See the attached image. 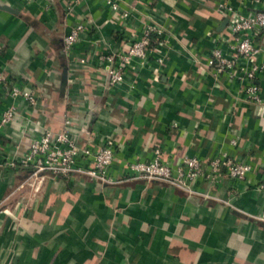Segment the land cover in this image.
Masks as SVG:
<instances>
[{"label": "crops", "instance_id": "1", "mask_svg": "<svg viewBox=\"0 0 264 264\" xmlns=\"http://www.w3.org/2000/svg\"><path fill=\"white\" fill-rule=\"evenodd\" d=\"M114 1L117 11L106 0L72 8L71 0H0V119L17 111L0 126V264H264V71L255 80L261 101L251 102L240 80L207 65L214 38L226 34L218 0ZM220 1L244 14L264 10V0ZM77 24L84 28L64 50ZM147 25L163 33L151 35L145 63L134 59L109 87L100 57L125 52ZM253 43L264 64V35ZM14 86L35 102L11 96ZM67 120L79 146L114 141L107 174L117 183L10 166L43 129ZM157 148L173 164L227 156L256 170L242 180L195 178L189 190L130 179L125 164Z\"/></svg>", "mask_w": 264, "mask_h": 264}, {"label": "built area", "instance_id": "2", "mask_svg": "<svg viewBox=\"0 0 264 264\" xmlns=\"http://www.w3.org/2000/svg\"><path fill=\"white\" fill-rule=\"evenodd\" d=\"M21 1L25 5L31 2V0ZM79 2L81 0H71L69 7L72 8ZM106 2L112 10L119 9L118 3L114 0H106ZM216 8L227 20L226 34L214 38L215 46L211 49L207 65L216 75L224 73L230 79L240 80L243 83L245 97L251 102H259L260 87L255 80L257 75L264 71V64L254 61L259 53V47L254 45L253 35H264V10L244 14L220 0L216 1ZM121 15L126 18L128 12L123 10ZM83 28V24L71 28L63 40L64 50H70ZM162 33L163 30L159 26L147 25L141 37L130 42L125 52L116 51L101 56L100 60L105 63L108 86L119 84L124 79L134 59L140 64L145 63L151 35L159 36ZM243 59L252 62L249 68L242 65ZM84 62L85 58H82L81 63ZM9 93L13 97L22 95L31 103L35 102L30 92L22 91L15 86ZM16 115L15 107H8L2 114L0 126L13 120ZM68 124L67 120L63 127L56 131L43 129L38 138L30 140L19 159L9 162L10 166L15 167L17 164L28 166L32 169L33 176L42 172L57 177L84 173L103 183H117V180H113L107 174V170L116 160L114 141L107 139L101 147L95 149L79 146L77 140L69 136ZM232 143H235V140H232ZM154 153V157L148 161L134 160L125 164L127 171L130 172V179L158 180L189 190L190 182L195 178H202L211 183L217 182L225 175L242 180L256 170V166L251 163L237 162L227 156L212 158L207 166L203 167L195 157H186L181 164H173L161 157L159 148L155 149ZM80 157H91L92 167L88 169L78 167L77 159ZM258 187L264 188V179ZM259 219L264 222V212Z\"/></svg>", "mask_w": 264, "mask_h": 264}, {"label": "water", "instance_id": "3", "mask_svg": "<svg viewBox=\"0 0 264 264\" xmlns=\"http://www.w3.org/2000/svg\"><path fill=\"white\" fill-rule=\"evenodd\" d=\"M226 22H227V20L225 19V22L221 25L220 29H222L223 25L226 24Z\"/></svg>", "mask_w": 264, "mask_h": 264}]
</instances>
